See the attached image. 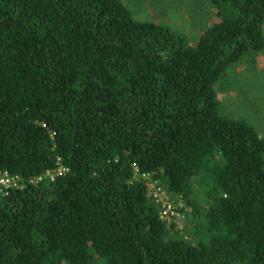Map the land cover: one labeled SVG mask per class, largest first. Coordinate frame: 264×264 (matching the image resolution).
<instances>
[{
  "label": "trees",
  "instance_id": "trees-1",
  "mask_svg": "<svg viewBox=\"0 0 264 264\" xmlns=\"http://www.w3.org/2000/svg\"><path fill=\"white\" fill-rule=\"evenodd\" d=\"M210 3L191 40L121 0H0V178L21 185L0 264H264V137L216 91L264 50V0ZM148 174L196 232L160 218Z\"/></svg>",
  "mask_w": 264,
  "mask_h": 264
},
{
  "label": "rangeland",
  "instance_id": "rangeland-1",
  "mask_svg": "<svg viewBox=\"0 0 264 264\" xmlns=\"http://www.w3.org/2000/svg\"><path fill=\"white\" fill-rule=\"evenodd\" d=\"M121 1L136 19L168 25L191 40L197 39L217 21L210 0ZM216 91L225 116L249 121L264 137V50L256 64L243 62L229 69L227 76L216 85ZM199 224V216L189 214L184 226L193 233Z\"/></svg>",
  "mask_w": 264,
  "mask_h": 264
},
{
  "label": "built area",
  "instance_id": "built-area-1",
  "mask_svg": "<svg viewBox=\"0 0 264 264\" xmlns=\"http://www.w3.org/2000/svg\"><path fill=\"white\" fill-rule=\"evenodd\" d=\"M136 174H139V169L134 166ZM68 170L60 165L56 172H47L46 177H50L51 180H55L58 175L66 173ZM38 177L36 181H41L43 177ZM148 181L150 188V196L154 202L161 207L160 218L167 223L168 226H175L176 228L183 230L185 228L186 217L190 214L189 208L184 204L182 200L175 202L171 201V197L168 194L167 189L154 180L151 175H143ZM34 181V180H33ZM33 181H30L31 183ZM20 178L18 176H12L7 172H4L0 178V195H8L11 189L20 188ZM188 239V236L186 237Z\"/></svg>",
  "mask_w": 264,
  "mask_h": 264
}]
</instances>
